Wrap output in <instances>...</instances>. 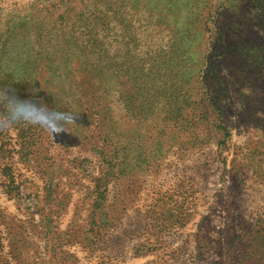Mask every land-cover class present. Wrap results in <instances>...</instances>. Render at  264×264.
Instances as JSON below:
<instances>
[{"label": "rangeland", "instance_id": "1", "mask_svg": "<svg viewBox=\"0 0 264 264\" xmlns=\"http://www.w3.org/2000/svg\"><path fill=\"white\" fill-rule=\"evenodd\" d=\"M229 2L0 0L73 125L0 129V264H264V11Z\"/></svg>", "mask_w": 264, "mask_h": 264}, {"label": "trees", "instance_id": "2", "mask_svg": "<svg viewBox=\"0 0 264 264\" xmlns=\"http://www.w3.org/2000/svg\"><path fill=\"white\" fill-rule=\"evenodd\" d=\"M258 3V10L260 12L264 11V0H256ZM235 4L229 2V0H220V3L217 5V10L215 11V17L214 20H219V15L223 14L224 12H234L236 11L237 6H234ZM218 26L217 22L213 24V27L216 29ZM8 29V28H7ZM7 29L0 30V43L4 41L2 39L3 36L1 34L5 33L4 35L8 34ZM30 35V34H29ZM28 35V36H29ZM39 35V34H38ZM27 37V34L26 36ZM36 39V38H35ZM37 43V40H35ZM41 47H38L37 50H39ZM42 49V48H41ZM2 48L0 47V87H11L13 88L16 93L23 97H29L36 101H39L43 104H46V98L47 94H41L42 92V86L40 85V79L42 77L45 78V80L48 81L49 73H50V67L46 64V61L42 60V53H38V56L34 54V61L36 62L31 67H27V62L24 63V67L22 69H15L18 65L9 66L8 63H5V61L1 60L2 55ZM26 72V73H25ZM48 73V75L45 77V74ZM3 78V80H2ZM50 90V88H49ZM50 97V95H49ZM47 105V104H46ZM3 112V107L0 106V113ZM13 128L20 129L22 132H26L30 135V138L32 137L33 133L30 131V128H32V125H28L25 123H17Z\"/></svg>", "mask_w": 264, "mask_h": 264}, {"label": "clouds", "instance_id": "3", "mask_svg": "<svg viewBox=\"0 0 264 264\" xmlns=\"http://www.w3.org/2000/svg\"><path fill=\"white\" fill-rule=\"evenodd\" d=\"M0 129L17 123L37 126L43 130L53 127H70L69 110L61 106L57 98L56 106H49L29 97H23L11 87H0Z\"/></svg>", "mask_w": 264, "mask_h": 264}]
</instances>
